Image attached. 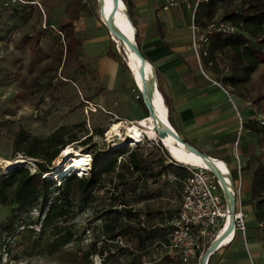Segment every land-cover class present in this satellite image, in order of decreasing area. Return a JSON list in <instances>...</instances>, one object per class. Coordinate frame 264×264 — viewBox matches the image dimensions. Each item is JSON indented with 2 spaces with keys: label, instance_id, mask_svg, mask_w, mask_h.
Returning <instances> with one entry per match:
<instances>
[{
  "label": "rangeland",
  "instance_id": "rangeland-1",
  "mask_svg": "<svg viewBox=\"0 0 264 264\" xmlns=\"http://www.w3.org/2000/svg\"><path fill=\"white\" fill-rule=\"evenodd\" d=\"M250 1L238 4L233 0H210L198 7L197 22L203 30L207 21L240 11ZM78 4L106 35L107 51L102 54L115 64V79L97 70L95 60L90 64L73 58L62 67L60 49L64 44L58 32L60 21L65 14H72ZM101 5L99 0H0V179L20 167L38 173L37 160L26 156L25 145L17 143L21 131L46 138L65 126L66 138L72 140L68 145L91 155L92 163L95 156L104 162L122 152L127 158L135 149L136 146L128 142L115 147L108 136L114 122L134 121L149 112L124 52L100 16ZM190 5L193 12V0ZM46 10L51 12L44 25ZM38 35L40 45L35 53L30 49L33 38ZM252 45H256L254 40ZM209 47L198 45L202 67L255 118L252 120L257 122L258 150L264 167V125L261 124L264 120V64L248 82L232 86L226 78L242 76L244 64L236 60L229 49L214 52V46ZM157 81L161 82L159 78ZM88 136L91 138L88 144L80 142ZM158 142L161 140L145 137L138 144L139 153L147 160L145 172L125 170L121 173L119 165L123 156L120 155L115 173L103 188H96L89 200L74 199L71 213L58 223L63 228L61 232L42 228L48 207L58 195V184L50 187L47 202L39 201L37 207L29 211H17L13 215L14 205L0 204V264H170L176 261L168 255L164 243L166 224L179 207V191L185 174L181 169L168 168L158 176L160 158L176 163L169 153L166 156ZM19 156L28 163L6 169L1 162V159ZM68 163L79 167L70 157L60 168ZM52 168L60 169L55 168V160ZM246 202L260 204V209L256 212L253 229L247 228V237L241 233L238 236L246 248L251 247L252 240L253 246L262 250L263 256L250 258L249 264H264V191L256 196L246 194ZM116 208L118 212L114 211ZM11 216L12 222L7 223ZM146 231L153 234L152 238L141 242L139 235L144 236ZM69 232L71 240L65 243ZM215 257L211 264H228L224 262L225 252Z\"/></svg>",
  "mask_w": 264,
  "mask_h": 264
},
{
  "label": "crops",
  "instance_id": "crops-1",
  "mask_svg": "<svg viewBox=\"0 0 264 264\" xmlns=\"http://www.w3.org/2000/svg\"><path fill=\"white\" fill-rule=\"evenodd\" d=\"M123 1L138 33L140 51L156 70L157 78L162 82V90L169 99V126L184 141L204 154L227 162L234 174L237 168L235 156L239 155L244 209L248 212L247 226L253 229L260 204L246 202V194L256 196L253 193L256 178L258 179L256 171L263 166L261 152L258 150V126L252 120L255 118L244 111L241 102L231 100L232 97L217 84L218 81L203 69L193 46L190 32L192 10L186 0H178L179 5L168 10L163 7L170 0ZM50 12L51 10L45 11L44 25ZM95 25L88 12L81 9L79 4L72 14L67 13L62 17L61 29H58L60 42L64 44L60 49L62 67L68 65L73 58L91 62L90 64L95 60L97 70L104 75H112L115 79V64H112L110 57L102 54L107 51L106 35ZM39 37L40 35L33 38L31 43L30 50L35 53L39 51ZM234 105L241 113L243 126ZM252 235L253 232L250 239L253 238ZM239 237L217 251L213 257L218 258L225 252L224 262L249 264L250 258L263 256L261 248L253 246L252 240L250 247L247 238L246 248Z\"/></svg>",
  "mask_w": 264,
  "mask_h": 264
},
{
  "label": "trees",
  "instance_id": "trees-1",
  "mask_svg": "<svg viewBox=\"0 0 264 264\" xmlns=\"http://www.w3.org/2000/svg\"><path fill=\"white\" fill-rule=\"evenodd\" d=\"M245 5V8L240 11L230 12L223 18L236 25H240L242 33L230 35L215 33L211 36L210 42V47L214 46V52L216 49L219 51L229 49L233 53V57L244 64L242 76H230L226 78V82L232 86L248 82L259 66L264 64V0H252ZM253 40L256 44L255 46L252 45ZM136 41L138 43V33H136ZM138 47L140 48L139 44ZM159 87L164 95L167 106H169V99L164 94L160 83ZM169 108L171 112V106ZM65 130V126L59 127L46 138L31 136L26 131H21L18 134L17 143L20 146L25 145L26 149L24 152L26 156L37 160L38 173H32L29 168L20 167L3 175L0 179V204L14 205L13 215L17 211H29L37 207L39 201L47 202L50 187L53 184H58V195L48 207L42 221V228L44 230L50 227L55 233L63 231L62 226H59L58 223L60 220L67 218L71 213L74 199L89 200L96 188H103L106 180L115 173L116 167L119 165L118 157L125 155V152H122L104 162H101L95 156L89 169L84 168L86 167L85 165L76 164L74 160V164L79 167L75 168V166L68 163L58 170L50 169L52 162L54 160L56 162L62 149L72 141L66 138ZM90 141L91 138L88 136L80 142L88 144ZM160 143L158 142L159 146L167 156L168 152ZM140 149V145H137L134 150L130 151L127 158L122 157L123 161L119 165L121 173H124L125 170L145 172V167H148V164L145 156L139 153ZM160 165L158 176L168 168L181 169L186 176L187 170L180 164L169 163L164 158H160ZM69 172L74 173L68 176L65 175ZM75 173H78L80 176ZM61 176H63L61 179H56ZM256 177L258 179L256 178L253 188L255 195L264 191L263 166L259 167L256 171ZM114 211L118 212L119 210L116 208ZM12 218L13 216H11L7 223H11ZM143 229L145 230L146 228L144 227ZM152 235V233H147L146 231L144 236L139 235L140 241L144 242L151 239ZM70 240L71 233L69 232V237L64 242L66 243Z\"/></svg>",
  "mask_w": 264,
  "mask_h": 264
},
{
  "label": "built area",
  "instance_id": "built-area-1",
  "mask_svg": "<svg viewBox=\"0 0 264 264\" xmlns=\"http://www.w3.org/2000/svg\"><path fill=\"white\" fill-rule=\"evenodd\" d=\"M186 1L191 8V0ZM193 1L194 8L192 12L191 31L193 46L198 55V45L204 44L209 47L213 34L222 33L230 35L242 33L240 25H236L223 18H213L207 21V25L202 30L201 25L196 20L197 9L201 4L209 2L210 0ZM233 1L238 4H243L246 0ZM178 5V0H170L163 8L168 10ZM204 54H207V52L205 51ZM203 73L206 74L205 72ZM217 84L230 95V98L232 97V94H230V91L225 88V86L218 82ZM231 100L233 99L231 98ZM250 104L251 103H249V105ZM234 107L236 108L241 125L243 126L244 121L241 113L235 105ZM261 124L264 125V120H261ZM235 158L237 163L236 174L230 169L234 176V185L236 189L235 224L232 229L234 233L233 238L229 243L223 244L231 233L229 228L232 222V215L229 210L228 200L221 180L213 172L212 168L185 165L187 173L181 181L179 207L166 224L167 238L164 247L168 255L176 260L174 261L175 263L173 262L170 264H202L206 251L215 242L219 241L218 247L212 251L207 261V264H210L213 255L217 251L233 243L239 233L244 235V237L246 236L248 213L244 209L242 196V164L238 154H236ZM90 160L92 162L91 155ZM176 164L179 163L176 162ZM225 180L229 189L232 191L230 183L226 178ZM229 217H231V221L228 224ZM142 226L146 227L145 223H142ZM154 227L155 226H153V228Z\"/></svg>",
  "mask_w": 264,
  "mask_h": 264
},
{
  "label": "bare ground",
  "instance_id": "bare-ground-1",
  "mask_svg": "<svg viewBox=\"0 0 264 264\" xmlns=\"http://www.w3.org/2000/svg\"><path fill=\"white\" fill-rule=\"evenodd\" d=\"M102 1L100 16L102 20L105 22L104 24H108L115 21L117 27H119L122 32L128 34L132 43L135 46H138L137 41L135 39L136 29L130 18V14L123 0H118V6L116 0H99ZM117 41L119 49L124 52L127 61L129 63L130 68L133 71V76L137 81L138 88L144 98L146 99L149 96V91L146 88V82L154 83V92L152 96L153 100V114L149 113L136 121H116L114 122L108 131V136L111 141L115 142V147H122L126 142L131 143L133 146L140 144L145 137H148L152 140L159 139L163 140L164 144L167 147V150L171 154V156L175 159L174 161L190 166H199L205 168H211L210 164L201 154L194 152L189 144L183 143L181 141H177L172 137L168 136L165 138H161L158 133V127L163 131H172L176 132L171 125L169 128V115H168V107L165 104L164 96L160 90L158 85V81L156 80V73L154 68L146 62L144 74L141 72L142 68V60L136 54V52L130 47L125 46L120 37L115 35L113 32L111 33ZM113 37V38H114ZM114 38V40H115ZM177 133V132H176ZM162 142V141H161ZM81 148V147H80ZM73 158L76 164L85 165L84 168H90L91 160L90 155L84 153L82 149L75 148L73 145H68L62 149L60 154L58 155L55 168H60L61 165L68 160V158ZM67 159V160H66ZM2 164L6 169H9L13 166H20L28 163V160L22 156L16 157L14 159H1ZM70 162V161H69ZM216 162L221 169L224 177L231 185L230 180V168L228 165L220 160L216 159ZM32 163V162H31ZM88 166V167H87ZM76 167V166H75ZM66 171V170H65ZM231 221V217H229L228 224ZM231 235L227 237L223 244H227L233 238L234 233L232 230L230 231Z\"/></svg>",
  "mask_w": 264,
  "mask_h": 264
},
{
  "label": "water",
  "instance_id": "water-1",
  "mask_svg": "<svg viewBox=\"0 0 264 264\" xmlns=\"http://www.w3.org/2000/svg\"><path fill=\"white\" fill-rule=\"evenodd\" d=\"M117 6H118V0H116ZM108 29V31H110L111 33L113 32L115 35H117L118 37L121 38V40L123 41V43L125 44V46H130L135 52L136 54L141 58L142 60V68H141V72L144 74V70H145V66H146V62L147 59L146 57L142 54V52L140 51V48L138 46H135L130 37L128 36V34L122 32V30L117 27L116 23L114 20H112V22L108 23L105 25ZM137 33V31H136ZM135 39H136V34H135ZM138 44V43H137ZM156 73V70H155ZM156 80H157V74H156ZM146 88L149 91V96L145 99V105L147 107L148 112L151 114H153V100H152V96H153V92H154V83L153 82H146ZM159 85V84H158ZM158 133L160 135L161 138H165V137H172L173 139L177 140V141H181L183 143H187L186 141H184L180 135L176 132H172V131H163L161 130V128L158 127ZM161 143L162 146L167 150L166 145L164 144L163 140L161 139ZM189 144V143H187ZM189 147L196 153L201 154L203 157L206 158V160L208 161V163L210 164V167L212 168L213 172L217 175V177L221 180L224 189H225V193H226V197L228 200V205H229V210L231 212L232 215V222L229 228V231H231L234 228V224H235V212H236V195H235V185H234V176L232 175V172H230V180H231V188L232 191L229 189L228 184L224 178L223 173L221 172V169L219 168L216 159L218 158H212L211 156H208L206 154H204L203 152H201L198 148H196L195 146L189 144ZM168 152V150H167ZM169 153V152H168ZM170 154V153H169ZM171 156V154H170ZM172 157V156H171ZM173 159V157H172ZM223 161V160H222ZM225 162V161H224ZM227 164V162H225ZM228 165V164H227ZM231 171V170H230ZM219 245V241L215 242L205 253L203 260H202V264H207L208 259L211 256L212 251H214Z\"/></svg>",
  "mask_w": 264,
  "mask_h": 264
}]
</instances>
